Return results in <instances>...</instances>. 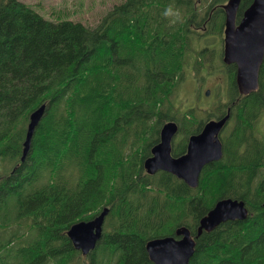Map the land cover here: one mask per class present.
<instances>
[{"label": "trees", "instance_id": "obj_1", "mask_svg": "<svg viewBox=\"0 0 264 264\" xmlns=\"http://www.w3.org/2000/svg\"><path fill=\"white\" fill-rule=\"evenodd\" d=\"M225 1L119 0L89 25L0 0V264H153L148 239L181 224L195 234L222 197L244 200L248 216L203 231L189 264H264V58L257 90L240 94L235 65L221 61ZM206 38L216 39L212 49ZM217 71L226 93L209 117H234L222 159L202 168L195 188L146 173L163 122L183 131L174 154L202 125L194 108L164 106L169 94L188 74L204 85ZM41 104L21 161L29 114ZM106 205L101 238L83 256L65 232Z\"/></svg>", "mask_w": 264, "mask_h": 264}, {"label": "water", "instance_id": "obj_2", "mask_svg": "<svg viewBox=\"0 0 264 264\" xmlns=\"http://www.w3.org/2000/svg\"><path fill=\"white\" fill-rule=\"evenodd\" d=\"M240 1L227 0L222 5L225 12L223 61L235 64V83L238 91L248 94L258 88V74L264 58V0H252L239 24L235 25V14ZM206 93L208 94V91ZM44 112L45 104H41L29 114L21 161L29 151L32 134ZM228 118L229 111L218 119L208 120L200 132L188 137L186 152L178 157L171 155V141L178 130L177 124L173 120L164 122L159 130V142L151 147V155L143 161L146 173L166 171L182 179L188 186L196 187L202 168L222 157L219 132ZM108 212L109 208L104 206L93 218L77 221L66 230L65 233L73 247L80 250L82 255H87L95 248L101 238ZM248 213L244 200L219 198L199 219L195 235H192L188 227L177 226L173 235L147 240L145 250L153 264H189L195 250V239L203 231L209 232L227 220L245 219Z\"/></svg>", "mask_w": 264, "mask_h": 264}, {"label": "rangeland", "instance_id": "obj_3", "mask_svg": "<svg viewBox=\"0 0 264 264\" xmlns=\"http://www.w3.org/2000/svg\"><path fill=\"white\" fill-rule=\"evenodd\" d=\"M34 6L44 16L49 18L68 17L73 20H79L89 25H95L101 16L109 9L115 2L119 0H22ZM198 4L202 0H197ZM202 8L208 6L207 2L202 4ZM214 8V6H213ZM201 30V29H200ZM202 31V30H201ZM187 75V78L181 83L180 88L169 94L168 99L165 100L164 106L171 107L172 112L177 114L186 111L188 108H194L196 117L204 118L212 110L218 98H223L226 93V77L220 72L209 74L208 78L204 77V85L202 82H194ZM221 79V83L219 81ZM207 86H215L213 96L209 93L204 96ZM219 88V89H218ZM211 90V88H210ZM173 106H170V105ZM208 112V113H207ZM239 115V112H236ZM256 115V114H255ZM264 126V117H261L257 123V129ZM226 131L223 130V133ZM225 134L224 136H226ZM223 136V137H224ZM179 135L175 136V140ZM14 226V225H13Z\"/></svg>", "mask_w": 264, "mask_h": 264}, {"label": "flooded vegetation", "instance_id": "obj_4", "mask_svg": "<svg viewBox=\"0 0 264 264\" xmlns=\"http://www.w3.org/2000/svg\"><path fill=\"white\" fill-rule=\"evenodd\" d=\"M242 1V0H241ZM241 1H240V4H239V7H238V9H237V11H236V14H235V19H234V22H235V25H238L239 24V22H240V20H241V18L243 17V13H244V11H245V9L249 6V4L251 3H249L248 5H243V4H241ZM223 9V8H222ZM223 12H224V9H223ZM224 17H225V12H224ZM197 28H198V30L199 29H204V27L203 26H197ZM221 33H222V40H223V46H222V50L224 49V24H223V26H222V30H221ZM204 41H208L209 43H210V49H212V43L214 42V41H216V39H211V38H206L205 40H203V41H201V45L204 47L205 46V42ZM221 61H222V63L223 64H225V65H230V64H228V63H225L224 61H223V51H222V53H221ZM231 64H234V63H231ZM209 76L207 75L205 78H208ZM220 79V78H219ZM222 81H221V79H220V81H219V84L221 83ZM208 88H206V90H208L209 89V91H208V94L206 93L207 91H204L203 92V94H204V96H208L209 95V93H211V95L213 96V90H214V88H215V86H211V87H209V86H207ZM210 88H211V91H210ZM228 107H226V109H227ZM196 111V110H195ZM226 111V110H225ZM228 111V110H227ZM208 112H210L206 117H204V118H199V117H196V119L197 120H202L201 122H202V125H201V127H200V129L198 130V131H196V132H193V133H191V134H189V136L190 135H192V134H196V133H198V132H200V130L202 129V127H203V125L209 120V119H218V118H220V117H222V116H218V115H216L215 117H213V118H210V117H212V116H210V114H212L213 113V108H212V110H208ZM207 112V113H208ZM210 116V117H209ZM233 116L231 115V116H229V118H228V120H227V122H226V124L222 127V129L220 130V133H219V139H220V141H221V143H222V149H223V141H222V137H223V135H225V133H223V130L225 131L226 129H229L231 132H232V127H234V126H232V121H231V118H232ZM233 119H234V117H233ZM169 120H173V119H169ZM166 121H168V120H166ZM165 121V122H166ZM173 121H175L176 122V124H177V127H178V130H177V132L174 134V136H173V138H172V141H171V155L173 156V157H178V156H180V155H182V154H184L185 152H186V148H187V141H188V137H187V140H186V142H185V148H184V150L183 151H181L180 153H178V154H174L173 153V148H174V146H175V143H176V141L177 140H175L174 138H175V136H177V135H181L182 136V132L183 131H181L180 130V124L176 121V120H173ZM160 128H161V125L159 126V128H158V130H160ZM229 131V132H230ZM258 131H260V132H262V133H264V126H261V128L260 129H258ZM179 138V137H178ZM159 140H160V138H158V141L157 142H159ZM156 142V143H157ZM155 143V144H156ZM154 145V144H153ZM152 145V146H153ZM151 146V147H152ZM151 147H150V149H151ZM223 154H224V152H223ZM223 154H222V157H223ZM150 155H151V151H150ZM150 155H148V156H150ZM147 156V157H148ZM222 157L220 158V159H218V160H215V161H219V160H221L222 159ZM212 162H214V161H212ZM211 163V162H210ZM209 164V163H208ZM207 165V164H206ZM145 170V169H144ZM159 171H162V170H159ZM146 172V171H145ZM158 172V171H157ZM151 175H153V174H151ZM175 176V175H174ZM178 178V177H177ZM178 179H180V178H178ZM180 180H182V179H180ZM183 181V180H182ZM184 182V181H183ZM177 227V226H176ZM175 227V228H176ZM174 234V233H173ZM172 234V235H173ZM192 235H194L193 233H192ZM151 239V238H150ZM149 240V239H148Z\"/></svg>", "mask_w": 264, "mask_h": 264}, {"label": "bare ground", "instance_id": "obj_5", "mask_svg": "<svg viewBox=\"0 0 264 264\" xmlns=\"http://www.w3.org/2000/svg\"><path fill=\"white\" fill-rule=\"evenodd\" d=\"M258 82H259V74H258ZM235 84H236V83H235ZM236 87H237V86H236ZM237 89H238V88H237ZM206 91H209V89L206 90ZM210 91H211V90H210ZM238 92H239V91H238ZM252 92H254V91H252ZM239 93H240V92H239ZM250 93H251V92H250ZM250 93H248V94H250ZM240 94H243V93H240ZM243 95H246V94H243ZM169 105H170V104H169ZM226 113H227V112H226ZM229 113H230V112H229ZM209 120H210V119H209ZM163 123H164V122H163ZM219 133H220V132H219ZM33 134H34V132H33ZM33 134H32V137H33ZM32 137H31V140H32ZM25 138H26V130H25V135H24V138H23L22 144H23V142L25 141ZM30 145H31V143H30ZM146 158H147V157H146ZM82 180H83V179H82ZM83 182H84V181H83ZM85 183H87V181H86ZM83 184H84V183H83ZM87 184H88V183H87ZM89 185H90V184H89ZM85 186H86V185H85ZM82 189H83V188H82ZM215 202H216V201H215ZM106 206H107V205H106ZM100 209H101V208H100ZM221 223H222V222H221ZM183 225L185 226V224H183ZM178 226H182V224H181V225H178ZM186 227H187V226H186ZM215 228H216V227H215ZM215 228H214V229H215ZM29 230H30V229H29ZM102 230H103V227H102ZM189 230H190V229H189ZM190 231H191V230H190ZM211 231H212V230H211ZM191 233H192V232H191ZM195 234H196V231H195ZM195 234H194V235H195ZM201 234H202V233H201ZM201 234H200V235H201ZM200 235H199V236H200ZM199 236H198V237H199ZM198 237H197V238H198ZM197 238H196V239H197ZM196 239H195V241H196ZM71 243H72V242H71ZM79 251H80V250H79ZM80 253H81V252H80ZM83 256H86V255H83Z\"/></svg>", "mask_w": 264, "mask_h": 264}, {"label": "clouds", "instance_id": "obj_6", "mask_svg": "<svg viewBox=\"0 0 264 264\" xmlns=\"http://www.w3.org/2000/svg\"><path fill=\"white\" fill-rule=\"evenodd\" d=\"M168 12H171V9H169V10L166 12V14H168Z\"/></svg>", "mask_w": 264, "mask_h": 264}]
</instances>
